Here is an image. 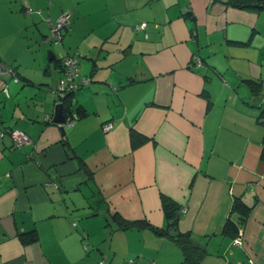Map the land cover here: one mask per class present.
<instances>
[{
    "label": "crops",
    "instance_id": "1",
    "mask_svg": "<svg viewBox=\"0 0 264 264\" xmlns=\"http://www.w3.org/2000/svg\"><path fill=\"white\" fill-rule=\"evenodd\" d=\"M61 14L68 23L51 44ZM75 53L88 83L60 131L49 89L59 57ZM0 61L18 76L6 95L0 80V129L29 139L13 148L0 137V264H187L170 228L204 249L197 264H264V9L0 0ZM234 198L250 207L240 245L221 232ZM111 216L157 233L120 230Z\"/></svg>",
    "mask_w": 264,
    "mask_h": 264
},
{
    "label": "trees",
    "instance_id": "2",
    "mask_svg": "<svg viewBox=\"0 0 264 264\" xmlns=\"http://www.w3.org/2000/svg\"><path fill=\"white\" fill-rule=\"evenodd\" d=\"M227 4H230L237 8H251L255 10L264 9V0H227ZM248 83L252 86L253 91H257V87L254 86V83L248 81ZM85 86V85H84ZM83 87V86H81ZM79 87V88H81ZM77 88V89H79ZM76 90V89H75ZM73 91L67 93L63 97H61L60 102L62 104L63 111L68 112L69 107L72 104V94ZM76 113L77 117L79 115V111L77 109H73ZM258 123L262 127V138H261V151L260 158L264 159V107L260 111L258 115ZM165 213L167 218L169 219V226L173 227L176 222V217L178 216L175 209L172 208L171 205H165ZM250 207L246 206L239 198H234L230 207V217L224 221L222 225L221 232L227 234L232 239L237 236L238 231L241 230L244 221L246 220ZM112 219L116 222L117 228L120 230H128L132 228L140 229L144 227H148V225L141 220L127 221L119 218L118 216H111ZM116 217V218H115ZM149 229L156 232L153 228L148 227ZM157 233V232H156ZM20 238L23 242H30L35 240V235L33 231L20 234ZM180 247L182 251L183 261L187 264H197V262L204 257L205 251L203 248L194 245L190 239H188L187 235L184 233H178L176 237L172 238ZM102 262L105 263V260L101 259L97 261L95 264ZM130 262V261H129ZM147 264V263H145Z\"/></svg>",
    "mask_w": 264,
    "mask_h": 264
},
{
    "label": "built area",
    "instance_id": "3",
    "mask_svg": "<svg viewBox=\"0 0 264 264\" xmlns=\"http://www.w3.org/2000/svg\"><path fill=\"white\" fill-rule=\"evenodd\" d=\"M68 20L67 16L61 14L54 21L49 22V35L48 41L51 44H59L62 37V30L67 26ZM145 26L144 22L139 23L134 26V29H142ZM78 57L79 55L75 53L74 55L63 54L59 57V66L61 75L57 79L54 87L49 89V96L53 99L54 102L57 99L60 101L61 97L66 95L67 93L74 91L75 89L84 86L88 83L87 77L83 76L79 72L78 66ZM193 62L196 65H200V60L198 57L192 58ZM0 80L3 84L1 88V92L6 95V81H18V76L14 69L3 62L0 61ZM77 115L72 108V104L68 109V112L65 115V123L66 126L71 125V123L76 120ZM45 121H49L48 116H45ZM110 123H104L101 126V130L107 131L110 129ZM6 134L11 140V146L13 148H20L22 145L27 144L29 142L28 137L24 132L18 129H11L3 131L0 129V137ZM74 225V223H72ZM234 245H240V239L235 236L232 239ZM98 264H103L102 262ZM150 264V263H147Z\"/></svg>",
    "mask_w": 264,
    "mask_h": 264
},
{
    "label": "water",
    "instance_id": "4",
    "mask_svg": "<svg viewBox=\"0 0 264 264\" xmlns=\"http://www.w3.org/2000/svg\"><path fill=\"white\" fill-rule=\"evenodd\" d=\"M49 123L58 125V129L60 131L63 130V126H66L65 114L62 108V104L58 99L56 102H54L52 115H51ZM167 234L170 237H176L178 233L175 230L170 228L167 230Z\"/></svg>",
    "mask_w": 264,
    "mask_h": 264
}]
</instances>
